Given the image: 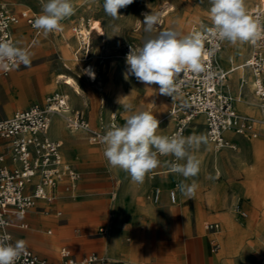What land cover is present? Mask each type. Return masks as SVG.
<instances>
[{
	"label": "rangeland",
	"instance_id": "1",
	"mask_svg": "<svg viewBox=\"0 0 264 264\" xmlns=\"http://www.w3.org/2000/svg\"><path fill=\"white\" fill-rule=\"evenodd\" d=\"M72 3L75 9L74 14L61 21V29L65 30L63 40L72 46V53L67 50L66 55L64 44H57V31L48 35L40 33L41 40L35 43L31 49L30 65L27 67L20 65L18 68L13 69L14 77H11V72L8 76L0 78V119L12 117L14 111L20 108H28L33 105L44 106L47 98L58 92L69 95L70 111H80L93 129L106 132L110 126L111 113H115L117 124L123 125L126 115L129 113L124 110L122 105L132 103L134 107H137L140 103L142 109L150 111L160 120V128L157 131L161 130L168 116L169 103L164 95L158 93V86L145 87L137 82L134 77L127 80L124 78V72L127 69L123 55L124 46L128 42L135 43L137 47L142 46L146 35L142 23L144 13L159 14V24L153 34L175 27L182 35H188L193 28L205 29L212 26L209 17L211 6L209 0H133L131 5L119 10L121 16L116 19L104 12V0H72ZM246 5L248 11L253 6L261 4H259V0H246ZM25 9L21 8L16 12L10 7V10L17 15ZM21 24L25 26L24 31L31 40L38 30L26 24L24 20L21 21ZM82 25L84 28L92 29L90 36L91 53L89 56L85 55L79 38L73 32V28ZM29 39L28 43L30 42ZM18 40L15 35V42L26 48V45ZM230 46L234 47V45L225 41V47L222 50V52H227L228 57H230ZM218 61L221 62L219 56ZM89 65L94 70V79L87 78L83 73V68ZM225 71L228 70L225 68ZM63 76H71L77 80L81 89L80 95L73 93V90L64 84V79L60 80ZM247 80L251 82L250 71L247 74ZM40 86L44 88V91L40 90ZM227 86L230 88L229 92L235 110L238 114L246 116L240 111L238 101L235 100V91L230 73ZM252 89L249 88V84L244 85L242 95L246 97L247 92L254 95ZM119 92V96L123 97L121 104L117 103ZM15 93H17L16 97H14ZM4 106H8L9 110L6 111ZM56 121L60 123L57 122L56 124ZM201 123L202 121H200L198 129L200 128L199 131H202L206 136L205 125L203 126ZM60 126L68 131L63 118L54 116L47 136L54 138L58 132L60 134ZM171 130L172 128L162 135L169 136ZM261 132L262 135L260 136L259 132L258 137L254 139L234 137L240 141L237 150L221 148L217 152L218 154H224L225 151H228L234 157L240 158V152L244 147H247V142L257 141L261 147L251 149L250 153L254 157L246 152L242 153L244 159L241 162V172L233 174V172H230L228 161L223 160L217 169H213L208 173L206 184L202 180L201 168L197 175L199 179L195 181L198 201L195 204L194 202L191 203L190 220L186 225L188 234L191 235L197 232V212L204 211L206 216L200 220L201 227H205L206 224H218V229H207L206 231L211 233L218 230L221 236L223 233L226 234L225 238L220 236L218 240H215L211 235L214 251L220 250L219 245L222 247L221 255L225 258V264H235L237 258L242 256L249 259L248 264H257L264 256V250L256 253L255 256H250L253 254L254 243L257 240L264 239V131L261 130ZM66 133L65 141L60 140L64 143L62 148L64 160L70 164H75L81 173V179L73 192L74 195H70L72 196L71 199L76 201L78 205L70 202L66 203L62 200L61 206L57 205L53 208L54 210H62L61 216L56 217L54 213V215L52 213L46 214L47 223L52 225H46L43 231L37 230L38 232H34L35 226L29 223L26 229L13 227L11 234L14 241L23 239L26 241L27 246L33 247L44 256L51 255V257L46 256L51 262L59 260L62 247L69 248L72 253L78 256L90 252H96L103 256L99 253L100 246L94 245L95 238L102 236L94 234H98L101 227L107 230L106 220L111 216L103 207L111 205L115 200L118 201L120 197L118 181L110 175V167L106 166L105 163L103 143L91 144L87 135L81 131L72 135L69 134L71 131ZM191 133L192 126L187 129L185 136H189ZM81 138L82 146L90 147L89 149L82 148L79 145L77 149H74L75 143L78 141L80 143ZM70 147L73 149H70ZM9 163H11V160ZM165 166L167 173L170 175L168 162L165 163ZM111 169L113 171V168ZM153 172L163 176V172L158 168L149 174ZM212 173L214 181L219 184L224 183L226 187L215 186L212 181ZM149 174L146 176L147 182ZM175 175L182 180V176L176 173ZM185 183L188 182L185 181ZM147 184L133 183L130 213L135 217L134 226L141 232H146L150 226H154L156 220L163 222L160 231L153 233L154 237L158 236V238L151 241L152 247H154L156 243L169 240L178 229V225L168 220L165 221L164 218L155 219L146 213L148 208L161 206L164 201L171 205L167 192H165L164 198L159 204L152 203L151 200L147 199ZM115 190L117 191L116 199L111 200L110 193ZM58 196L60 199L63 197L62 194H58ZM179 199L178 205L181 204ZM188 204V202L187 204L183 203L184 206ZM231 205L233 210L230 208ZM35 209L42 212V209ZM162 210L159 215H169ZM216 212L218 218L208 220ZM223 212L225 213L220 214ZM94 214L99 216L96 223L90 220ZM44 216L40 215V218ZM56 222L60 225V228L55 227ZM176 222L180 221L176 220ZM93 229L95 230L92 231ZM48 230L54 232L52 236L47 233ZM69 232L70 239H68ZM110 234L111 230L109 229L104 240H102L104 244ZM34 236H42L43 240L53 239L58 244L46 248L47 253H44L42 250L36 249V247L43 249L42 239L40 240ZM66 239H68L66 242L61 243L62 240ZM127 239H131L130 242L134 241L132 233L124 236V240L127 241ZM133 260L136 264V259Z\"/></svg>",
	"mask_w": 264,
	"mask_h": 264
},
{
	"label": "built area",
	"instance_id": "2",
	"mask_svg": "<svg viewBox=\"0 0 264 264\" xmlns=\"http://www.w3.org/2000/svg\"><path fill=\"white\" fill-rule=\"evenodd\" d=\"M248 14L258 21L260 28L256 41L250 42L251 52L245 66L252 73L254 95L264 111V5L255 6ZM36 15L29 10L16 15L0 3V40L15 43L13 28L22 20L33 27ZM207 28H193L188 35L200 32L205 36L202 62L207 73L210 74L182 72L176 78L178 91L175 98L165 96L169 103L168 116L175 121V127L169 136L177 132H182L185 136L192 119L202 115L205 118L204 125L208 140L218 149L236 150L237 143L225 136L227 131L248 139L257 138L260 131L254 119L241 116L235 110L227 86L230 72L218 66L216 57L224 49L225 41L210 37L206 32ZM73 32L79 38L85 55L89 56L90 36L85 35L80 27L73 28ZM130 46L137 47L133 42L125 44L123 51L125 60ZM12 71L13 69L0 71V78L8 76ZM67 103L68 100L63 94L57 92L47 98L44 106L33 105L15 111L10 118L0 119V234L6 233L12 237L9 232L11 217L24 220L32 209H41L39 203H55L58 199L57 187L60 186L66 193L73 195L81 179V173L64 160L63 142L47 136L52 115L64 111L68 106ZM64 117L68 130L85 133L91 144L102 143L101 138L105 132L93 129L80 111H68ZM113 123L117 124L116 117L111 118L110 125ZM10 160L11 164L17 163L18 166L11 167ZM171 160L174 158L171 157ZM177 190L176 183L169 191L172 204L177 203ZM161 195L162 190L155 187L151 196L152 201L159 203ZM42 211L49 212L45 209ZM56 215L59 217L62 213L57 211ZM19 226L27 228V224L23 221ZM217 227V224L207 225V229H217ZM105 233L106 230L101 227L99 234L105 235ZM59 256L57 262H49L26 246V251L17 264H124L96 252L78 256L67 247L61 248ZM259 264H264V256Z\"/></svg>",
	"mask_w": 264,
	"mask_h": 264
},
{
	"label": "clouds",
	"instance_id": "3",
	"mask_svg": "<svg viewBox=\"0 0 264 264\" xmlns=\"http://www.w3.org/2000/svg\"><path fill=\"white\" fill-rule=\"evenodd\" d=\"M133 0H104V12L113 19L121 16L119 10L131 5ZM209 17L212 27L207 34L215 40L231 45L255 42L260 25L249 16L246 0H209ZM72 0H42L41 12L36 15L33 27L44 35L61 30V21L74 14ZM143 31L146 34L142 46H130L126 54L127 69L124 78L134 77L145 87L158 86L160 95L175 98L176 78L183 73L210 74L202 62L205 36L200 32L182 35L175 27L155 32L159 24L158 13H144ZM32 53L12 41L0 40V71L25 67L31 63ZM83 73L95 78L91 67ZM117 103L121 104V99ZM127 115L123 125L111 124L102 136L103 155L110 168L126 172L133 183L143 184L146 176L162 163L159 157H173L168 162L172 172L184 178L177 185L179 190L194 196L197 184L189 185V178L200 172L201 161L194 154L207 137L201 135L184 136L177 132L172 136L159 135L160 120L148 110L124 103ZM183 161V163H180ZM26 251V241L13 242L8 234H0V264H17Z\"/></svg>",
	"mask_w": 264,
	"mask_h": 264
},
{
	"label": "crops",
	"instance_id": "4",
	"mask_svg": "<svg viewBox=\"0 0 264 264\" xmlns=\"http://www.w3.org/2000/svg\"><path fill=\"white\" fill-rule=\"evenodd\" d=\"M0 3L4 4L9 10H10V7H12V9L16 12L21 8H26L25 10H29L31 13H34V12L40 13L42 0H0ZM25 10H23V11H25ZM37 13H35V14H37ZM24 29H25V26H22L21 23L19 25L15 26L13 28L14 38H15V35L16 36L20 35V36H18V38H19L18 41H20L21 37L26 38L25 42H22V43L25 44L26 48L31 52L33 45L41 40V37L39 36V34L42 32L37 31V34L34 35L33 38H31V40H30L29 35L27 33H25ZM64 33H65V30H63V29L57 31L56 32V41H57V44H60V43L64 44L65 53L67 55V50H69L72 53V46L70 44H68L65 40H63ZM28 39L30 40L29 43H28ZM248 44H249V42H248ZM245 45H247V42H245L243 44L234 45V47L230 46V48H229L230 57L231 58H237L238 56H240V52ZM250 52H251V47L249 44V53L244 55V58L248 59L250 56ZM250 74H251V71H250ZM14 76H15V73L12 72L11 77H14ZM251 84H252L253 93H254L252 74H251ZM40 90L44 91V88L42 86H40ZM63 91H65V90H63ZM16 96H17V93L14 94V97H16ZM138 101H139V99H138ZM4 109L6 111H8L9 107L4 106ZM22 109H27V108H20L18 110H22ZM196 118H201L202 119L201 124L204 126V124H205L204 117L198 116ZM57 122L58 121H56V124H57ZM192 122L190 123L188 128H190V126H192V124H193ZM58 123H60V122H58ZM55 127H56V125H55ZM55 127H53V128H55ZM174 127H175V124H174L172 130L170 131V133L173 131ZM48 132L49 131H47V133ZM66 132H68V131H66V129H64V132H62L61 134H58V135L56 134V137L51 138V139H53V140L57 139L59 141L64 140V139H66L65 138L66 134H67ZM205 132H206V130H205ZM231 134L232 133H229V136H226V137L233 139L237 143V148H238L240 141H238V139L234 138V137H238V136L234 135V134L232 136ZM241 138L243 139V137H241ZM80 140H81L80 143H78L79 141L75 143L74 149H77L78 145L81 146L82 148H85V149L90 148V147L82 146V144H81L82 138ZM246 145H247V147H244L243 151L248 153L249 155L253 156V154L250 153L251 152L250 141L247 142ZM70 149H73V148L70 147ZM218 152H219V149H218ZM227 152L228 151H225L224 154H218L217 153L219 155L218 156V158H219L218 167L220 165V162L225 160L226 162L228 161V163L230 164V170H231L230 172H233V174H235L236 172H241V169H240L241 168V162L244 159V156L242 157V153L240 154V158H237V157H234L230 152H228V153H230V155H229L230 159H229L226 156ZM194 154L200 160L201 156L203 155L201 148H199L198 151H195ZM159 158L161 159L162 163L157 168H158V170L163 172V176H161L157 172H153V173L149 174L148 182L145 179L144 184L148 183L147 184L148 188L146 189V193L148 194L147 199L151 200V202L154 203L151 199V196H152L154 188L159 187L162 190V195H161V199H160L159 203L162 202L164 195H165V192H167L168 200H169L170 204L172 206H177V207H174V209L171 210L172 209L171 205H168V203L166 201H164V204L161 206H158L156 208H153V207L148 208L146 210V213L155 219L164 218L165 221L168 220V221H171L173 223H176L178 225V229L175 231V233H173V235L171 236V238L169 240H167L165 242L156 243L154 245V247H152L151 241L154 238L155 239L158 238V236L154 237L153 233H158L160 231L161 225L163 224V222L156 220L155 225L150 226L146 232H141L139 229H137L134 226L135 225V222H134L135 217L130 213V210H131L130 202L132 199L131 187L133 185V182L131 181L130 176L124 171L122 173L121 178L115 177L112 169L110 168V170H111V171H109L110 175L112 177L116 178L118 181L117 184H118V190H119L120 197L118 198V205H117L116 211L113 210L114 209L113 205H112L113 203L109 206L103 207L104 209H106L110 213L111 217L108 220H106L107 230H106L105 235H101L99 233L94 234V235L102 236V237H96L95 238L94 245L100 246L101 249L99 250V253H101L103 256L108 257L109 259H111L113 261L121 262L124 264H133V263L129 262L130 260H133V259H136V264H224L225 258H224V256L221 255V251H222L221 245H219L220 250L215 252L213 242L211 240V235L213 236V238L215 240L218 239L219 236H221L220 232H218V230L211 232V233H208L206 231L207 227H201L200 222L198 220V223H197L198 225L196 226L197 232H195L194 234H191V235L188 234V229L186 228V225L188 224V222L190 220L189 216L191 213V203L194 202V204H195V202L198 201V195L196 194L197 188L195 190L194 196H191V197L190 196L188 197L186 194L182 193L181 191L179 192V188H178V190H177V203L172 204L170 197H169V191L174 188L173 186L176 183H181V181H183L184 178H182V180H181V179L176 177L175 173L171 172L170 175L167 173L165 163L171 161L170 156L169 157L161 156ZM105 163L107 166L108 165L107 161H105ZM181 163H183V161H181ZM11 165H15V167H17L16 164L10 163V166ZM72 165L75 166L76 169L80 172V170L77 168V166L75 164H72ZM198 179H199L198 176H196L193 178H189L187 180V182L192 183L193 180L196 181ZM212 181H213L215 186L226 187V185L224 183L219 184V183H216L214 181L213 173H212ZM139 187H140V185H139ZM241 188L243 191L242 186H241ZM56 191L58 194H62L63 197L60 199V197L58 196V199L53 204L39 203L38 205L42 210L45 209L46 211H49L48 213H52V214L54 213L55 215H56L57 211H60L61 213H63L62 210H60V209H56V210L53 209L57 205L61 206L62 200H64L66 203L70 202L71 204H77L78 205V203L76 201L71 199L72 196L68 195V193H66V191H64V189L62 187H60V186H59V188L57 187ZM114 193H115V196H113ZM110 194H111V200H115L116 196H117V191L116 190L111 191ZM178 199L180 201H182L181 204H179V205H178ZM187 202L190 205L183 207L184 205L182 203L187 204ZM159 203H157V204H159ZM160 209L161 210L163 209L162 211L168 213L169 215L168 216L163 215V214L159 215L160 213H162ZM183 210H184V212H183ZM186 211H187V213H186ZM42 213L47 214L43 211L40 212V211H37L36 209H32L28 213V215L25 217L24 220L19 218V217H11V225L9 227V232L12 234V232H13L12 228L13 227L21 228L19 226V224L22 221L27 224V228H28V225L30 223V225L32 224V226H35L36 229L43 230L44 227L48 224L43 223V222L39 223L40 222V220H39L40 214H42ZM113 213L115 214L114 217H113ZM224 213L225 212L220 213V214H224ZM217 216H218V213L216 212L215 215L208 218V220L209 219L216 220L218 218ZM56 217H58V216L56 215ZM111 219H114V221L112 220L113 222H111L110 221ZM178 219H180V220H178ZM176 220H178L180 222H176ZM96 222H93V223H96ZM113 223H119V226H114ZM112 224L114 227L112 230V234H113V232L115 233L114 237H116V243L118 246L116 249H115V247H113L111 245H109V247H108V246H106L107 243L104 244L102 242V240H104V237L107 234L108 226L112 225ZM21 229H26V228H21ZM94 230L95 229H93L92 231H94ZM54 231H55V229H54ZM15 232H17V231H15ZM30 232H31V230H30ZM17 233H19V232H17ZM47 233L51 234V236H52V234L54 232L52 230H48ZM128 233H132L134 241L130 242L131 239H127V241L124 240V236ZM28 234H31V233H28ZM221 237L225 238L226 234L223 233ZM68 239H70V232H69ZM68 239L62 240L61 243L66 242ZM262 241H264V239L257 240L254 243L253 254L250 256H255L256 253H259L261 250H264V242H262ZM72 246H73V244H72ZM27 247L30 248L31 250H33L35 253H37L40 257L51 262L46 257V256L51 257V255H45L44 256V254L36 251L33 247L32 248L30 246H27ZM83 255H85V254H83ZM55 262H57V261H55ZM257 264H259V261Z\"/></svg>",
	"mask_w": 264,
	"mask_h": 264
},
{
	"label": "bare ground",
	"instance_id": "5",
	"mask_svg": "<svg viewBox=\"0 0 264 264\" xmlns=\"http://www.w3.org/2000/svg\"><path fill=\"white\" fill-rule=\"evenodd\" d=\"M259 4H263L264 5V0H259ZM256 6V5H255ZM255 6H253L252 8H254ZM252 8H250V9H248V11H250ZM17 26V25H16ZM104 26V25H103ZM81 28V30L83 31V33L85 34V35H87V36H91V30L92 29H88V28H84L83 27V25L80 27ZM98 28V27H97ZM60 35V34H59ZM18 36H20V35H18ZM17 36V37H18ZM111 38V37H110ZM19 39V38H18ZM25 39L26 38H24V37H21V39H20V41L21 42H25ZM114 39V38H113ZM80 42V41H79ZM249 44H250V42H249ZM249 44H248V42H247V45H245L243 48H242V50H241V52H240V56H238L237 58H233V59H231L230 57H228V55H227V52H222V50L217 54V63H218V66L220 67V68H222L223 69V66H224V70H225V68L228 70V72H230V79L233 81V88H234V91H235V100H237L238 101V106H239V109H240V111L243 113V114H246V116L247 117H250V118H252V119H254L257 123H258V129H259V131H260V136L262 135V132H261V130H263L264 131V111H263V109H262V107H261V104H260V102H259V100L257 99V97L256 96H254V95H250L248 92L246 93V97H244L243 95H242V91H243V88H244V85H246V84H249V88L250 89H252V84H251V82H248V80H247V74H248V72H249V68H247L246 66H245V62H246V60L247 59H244V55H246V54H248V52H249ZM80 45H81V43H80ZM222 52V53H221ZM218 56L220 57V63H222L221 65H222V67H221V65H220V63H219V61H218ZM89 67H91L90 65L89 66H85L83 69H88ZM91 70L92 71H94L93 70V68L91 67ZM252 74V73H251ZM87 78H91L89 75H86V74H84ZM61 79H64L65 80V82H64V84L66 85V86H68L69 88H71L72 90H73V93H75V94H77V95H80L81 94V89H80V87H79V84H78V82H77V80L75 79V78H73V77H71V76H63V77H61L60 78V80ZM92 79V78H91ZM92 81V80H91ZM253 87H254V80H253ZM230 89V88H229ZM246 90V89H245ZM253 90V89H252ZM119 94H120V92L118 93V96H119ZM67 100H69V95H63ZM126 97V96H125ZM256 97V98H255ZM119 98H121L120 96L118 97V99ZM128 99V98H127ZM121 100H123V99H121ZM164 100V99H163ZM124 102H125V100H124ZM233 103V102H232ZM68 104V103H67ZM155 104V103H154ZM234 106V105H233ZM137 107H139V108H141V105H140V103L138 104V106ZM68 111H70V107H69V104H68V106H67V108L64 110V111H62V112H59V113H54L53 115H52V118H51V123H52V120H53V117L54 116H61L62 118H63V120H64V116H65V114H66V112H68ZM127 115H129V114H127ZM127 115H126V117H127ZM240 115V114H239ZM111 118L112 117H115L116 115H115V113H111ZM166 116V115H165ZM202 116V115H201ZM241 116H243V115H241ZM204 117V116H203ZM166 121H165V124H164V127L161 129V130H159V131H157V134H159V135H162L163 133H166L168 130H170L171 128H173V126H174V123H175V121H174V119L173 118H171L170 116H167L166 117V119H165ZM204 120H205V118H204ZM65 121V120H64ZM193 121V122H192ZM192 134H190V135H193V134H195V135H201V134H203V132L202 131H199V129H198V125L200 124V121H202V119L201 118H193L192 119ZM51 123H50V125H51ZM204 124V123H203ZM65 126H66V124H65ZM49 128H50V126H49ZM60 128H61V126H60ZM67 128V127H66ZM57 129V128H56ZM49 130V129H48ZM68 130V129H67ZM68 131H71V133H69L70 135H72V134H74L75 132H79V131H73V130H68ZM60 132L62 133V132H64L63 131V129L61 128V130H60ZM59 133V132H58ZM57 133V134H58ZM60 133V134H61ZM229 133H232L231 131H227L226 133H225V136H229ZM233 134L234 133H232L231 135L233 136ZM204 135V134H203ZM235 135V134H234ZM208 139V138H207ZM64 141H65V139H64ZM209 141V140H208ZM64 144V143H63ZM250 145H251V149H257V147H261L260 146V144L257 142V141H250ZM103 147H104V145H103ZM200 148H201V151H202V156H201V158H200V161H201V166H200V168H201V172H202V180H203V182L206 184L207 183V179H208V173L209 172H211L213 169H217L218 168V160H219V158H218V154H217V152H218V147H216L214 144H212L210 141L209 142H207V144H202L201 146H200ZM250 149V150H251ZM241 153H244V151H243V149L241 150V152H240V154ZM229 155H230V153H226V156L229 158ZM242 157H243V155H242ZM230 159V158H229ZM243 161V160H242ZM16 165L18 166V164L16 163ZM11 167H15V165H11ZM113 171H114V174H115V176L117 177V178H121V176H122V173H123V170H120V169H118V168H113ZM190 183L191 182H188L187 184H189L190 185ZM177 185H178V183H177ZM174 187V186H173ZM59 188V187H58ZM74 195V194H73ZM188 196V195H187ZM189 197V196H188ZM191 197V196H190ZM118 201H114V203H113V210L114 211H116L117 210V205H118V203H117ZM182 202V201H181ZM183 204V203H182ZM189 205V204H188ZM46 206V205H45ZM181 206V205H180ZM174 207H177V206H172L171 205V210H173L174 209ZM183 207H185V206H183ZM232 210H233V206L231 205V207H230ZM169 212V211H168ZM183 212H184V210H183ZM186 213H187V211H186ZM184 214V213H183ZM40 215H45L44 217H41L40 218V222L42 223H46V224H48L47 223V217H46V214H40ZM189 215V214H188ZM115 216V214L113 213V217ZM206 216V213L204 212V211H202V210H200V211H198L197 212V218H198V220H199V222H200V220L202 219V218H204ZM112 217V218H113ZM180 217V216H179ZM183 217V216H182ZM190 217V216H189ZM99 216H97L96 214H94V215H92V219H90L92 222H96V221H98L99 219ZM181 219V218H180ZM180 219H178V220H180ZM114 221V219H111L110 221L111 222H113ZM189 220V219H188ZM50 224V223H49ZM48 224V225H49ZM114 224V226H119V223H113ZM113 224L112 225H109L108 226V231H109V229L111 230V234H110V236H109V238H108V240L106 241V243H107V245L106 246H108L109 247V245H111V246H113V247H115V249L118 247L117 246V243H116V237H114V232H113V234H112V230H113ZM50 225H52V224H50ZM54 225V224H53ZM59 227L60 228V225L56 222V225H55V227ZM217 229L219 228V225L217 224ZM205 227H207V224L205 225ZM38 229H36V227H35V230H34V232H38L37 231ZM40 231H43V230H41L40 229ZM221 234V233H220ZM34 237H37L38 239H42V236H34ZM218 239H220V236H219V238ZM218 239H216V240H218ZM41 244H42V248L43 249H39V248H37L36 247V249H38V250H42V252H44V253H47L46 252V248L48 249V248H50V247H52V246H54V245H57L58 244V242H56V240L54 241L53 239H47V240H43L42 239V241H41ZM44 249H45V251H44ZM109 250V249H108ZM116 253V252H115ZM129 262H131V263H134L135 261L134 260H130ZM249 263V259L247 258V257H245V256H242V257H240V258H238L237 260H236V263L235 264H248ZM135 264V263H134ZM224 264H225V262H224Z\"/></svg>",
	"mask_w": 264,
	"mask_h": 264
}]
</instances>
